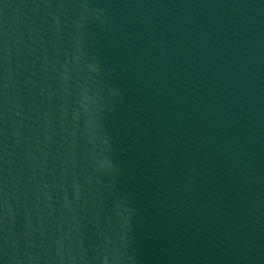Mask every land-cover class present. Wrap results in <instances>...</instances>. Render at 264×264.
<instances>
[{"label": "water", "instance_id": "water-1", "mask_svg": "<svg viewBox=\"0 0 264 264\" xmlns=\"http://www.w3.org/2000/svg\"><path fill=\"white\" fill-rule=\"evenodd\" d=\"M0 264H264V0H0Z\"/></svg>", "mask_w": 264, "mask_h": 264}]
</instances>
